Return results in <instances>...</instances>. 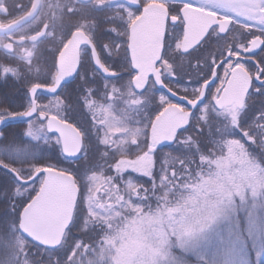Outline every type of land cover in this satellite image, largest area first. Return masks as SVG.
Masks as SVG:
<instances>
[{"label": "snow or ice", "instance_id": "6c2138e0", "mask_svg": "<svg viewBox=\"0 0 264 264\" xmlns=\"http://www.w3.org/2000/svg\"><path fill=\"white\" fill-rule=\"evenodd\" d=\"M82 2L87 5L84 22L74 28V38L61 27L46 75L39 68L33 75L31 51L16 56L28 65L23 103L11 108L0 102V125L27 123V139L0 130V170L14 189L9 218L0 217V231L7 233L0 245L6 259L0 264H28L19 259L28 238L36 242L33 247L45 246L41 251L48 259L39 264H156L169 230L190 232L211 219L220 198L264 186V172L245 145L230 138L242 132L264 150V107L258 119L245 122L249 101L255 95L264 97V0ZM99 15L110 25L103 41L96 34ZM232 25L256 28L250 33L254 38L245 43L248 37ZM213 37L215 51L207 52L203 67L197 58L195 76L190 77L197 83L203 80V86H174L180 75L176 58L182 63ZM85 62L93 80L126 79L119 88L113 84L111 93L135 106L134 116L106 124L120 136L110 142L112 132L105 131L98 140L102 152L83 124L69 122L71 117L62 114V82L68 78L83 81L81 95L88 107L94 106L95 92L80 73ZM20 77L18 67L0 63V81ZM158 89L164 91L157 100ZM41 91L55 94L54 114L51 99L41 102ZM185 126L196 128L200 138L205 129L211 136L216 126L219 139L210 143L218 151L205 154L200 138L181 132L188 131ZM93 134L99 136V131ZM40 142L51 151L40 149ZM165 142L181 151L163 156L161 162L158 146ZM95 153H100L99 160ZM125 173L145 179L126 178ZM181 189L189 194L171 203L172 193ZM153 200L157 207L150 210ZM73 230L93 238L77 242Z\"/></svg>", "mask_w": 264, "mask_h": 264}, {"label": "flooded vegetation", "instance_id": "af4514ba", "mask_svg": "<svg viewBox=\"0 0 264 264\" xmlns=\"http://www.w3.org/2000/svg\"><path fill=\"white\" fill-rule=\"evenodd\" d=\"M158 2V0H157ZM33 4V0H0V28L4 29L8 26H11L15 22H17L20 18L26 15L31 6ZM58 6V8L56 7ZM87 7V5L83 4L81 0H40V7L37 15L30 21L19 27L13 28L8 32H0V53L2 55H6V53H11V58H15L18 55H22L27 51H31L33 53V58H40L43 65L32 66L33 72L37 68L41 70V74L46 75L47 68L51 66L53 59V46L56 38H60L61 27L65 30L66 34H70L73 38L77 35V32L73 31L74 28L84 19L83 10ZM61 10V12H60ZM142 11V8L140 9ZM92 22V21H89ZM96 24V34L103 41L106 36V29L110 27L107 23L103 15H99L95 19ZM232 27L236 28L237 32L241 36H247L248 39L244 41L245 43H249L251 39L254 37L250 35V33H255L256 28H248V29H240L236 25H232ZM182 32V29H180ZM42 32V37L36 40L35 42H29V39L39 35ZM55 33V34H54ZM258 34V33H257ZM224 35V34H222ZM70 43V42H69ZM217 41L216 38L213 39L204 47L200 48L199 53H194L193 56H186V58L181 63V60L177 57V71L179 72V78L176 81L174 86L178 85H190L201 87L203 86V80H200L197 83L196 79L190 77L195 76V68L197 64V58L200 60V65L203 67L204 65V56L207 55V52L215 51V45ZM175 47V41L173 42V49ZM192 52V50H189ZM259 51V49H257ZM58 55V53H56ZM218 55V53H217ZM227 51L224 52V56L227 57ZM237 57L233 56V59ZM24 62V61H22ZM208 63H212V58L209 56ZM219 63V60H217ZM250 66L254 65L251 61L248 62ZM17 67V66H13ZM26 66H18L19 71L21 72V77L19 80L26 76L27 72ZM221 76L223 75V69H218ZM81 75H85L88 79L91 89L94 90L95 94L91 95V101L94 102L93 107H88L85 103L84 96L81 95V86L83 85V81L74 78H68L66 81L62 82L64 84V91L66 93L65 96H61L60 99L63 101V115L70 116L71 119L69 122H78L85 126L89 133V139L95 143V148L100 149L102 152L104 149V145L98 143V140L103 137L105 131H111L112 135L109 140H116L119 138L120 133L115 129H108L106 124L111 123L114 124L116 121L122 120L126 115H135L134 108L131 104V100L128 98H122L119 94H112L111 87L113 84L116 85L117 88L121 86V84L126 83V79L123 81L113 80L111 77L107 79H95L89 75L88 64L85 62L84 67L80 69ZM209 78L210 75H209ZM9 85L1 86L0 84V102H3L4 105L16 108L19 104L23 103V94L17 95V90L14 88V83L16 84V80L14 78H9ZM105 84H108V88L105 89ZM219 85V81H215V86ZM20 89V88H19ZM9 90V93H7ZM22 90V89H20ZM26 91V89H25ZM164 91L163 89H158L156 91V98L158 100V96L160 92ZM209 91L214 92L215 87L210 86ZM60 89H58V93ZM170 96V93H168ZM40 96L42 98L41 102L44 104L49 103V100H52V104L56 105L55 102V94H47L44 92H40ZM111 97V98H110ZM210 99V97H208ZM175 99V98H173ZM186 104L187 102L184 101ZM191 107V106H189ZM264 107V97H260L259 95H255L249 101V108L247 110V118L246 123H252L255 119L259 118L260 112L258 108ZM4 110V109H0ZM57 110V108H56ZM19 121L9 122L5 128V126H1L0 130H5L8 133L16 134L15 128L12 131H9L12 123H16ZM106 122V123H105ZM194 122V121H193ZM264 123V122H262ZM131 124V121H129ZM9 126V128H8ZM188 131L184 132L185 137L197 136V129L191 126H185ZM215 127V126H214ZM8 128V130H6ZM99 131V136L94 135L93 133ZM206 131L204 130V134ZM243 134L242 132H240ZM203 134V135H204ZM264 139V138H263ZM159 155L161 157V162L163 156L167 155L168 152L171 151L172 154H176L181 151L179 150V146L176 144L166 143L163 146H158ZM95 159H100V153H95ZM170 175H171V168ZM159 170V164H157V171ZM126 178L131 176V178L135 180H144L145 178L139 177L133 173H125ZM158 183V180H157ZM154 210V209H153Z\"/></svg>", "mask_w": 264, "mask_h": 264}, {"label": "trees", "instance_id": "16d2710c", "mask_svg": "<svg viewBox=\"0 0 264 264\" xmlns=\"http://www.w3.org/2000/svg\"><path fill=\"white\" fill-rule=\"evenodd\" d=\"M40 60L41 59L39 57L33 58L32 59V66L43 65V63ZM0 63H6L9 66H17V67L27 65L25 62H22L18 59H15V58H10L9 56L2 55L1 53H0ZM25 73L27 75V72H24V74ZM34 74H35V72H33V75ZM9 81L10 80L0 81V84H1V86H7V85H9ZM14 88L18 92V93H16L17 95L23 94L25 92V89H26L24 78H22L21 80H19V79L16 80V84L14 83ZM19 88L22 90H20ZM7 93H9V90H7ZM1 108L3 109V107H0V109ZM258 109L260 110V108H258ZM56 111H57L56 105L53 104L52 113L54 114ZM9 126H10L9 131H12V129H14V128H15V131H17V133L14 134V136L19 137V139H27V137H24V135H23V132L27 129V123L19 121L16 123H12ZM9 126H8V128H9ZM219 126H222V125H219ZM8 128L6 130H8ZM205 131H206V133L203 135V138H200L197 136V138L201 139L202 151L205 154H207L208 152L213 151V150L218 151V149H215L214 145L212 143H210L211 140H218L219 139V135H218V133H216V126L212 127L211 136H209L207 129H205ZM12 138H13V136L9 137L10 140ZM230 138L240 139L241 142L245 145L248 152L250 153V157L253 160V162L258 165V167L260 168V170L262 172H264V150H262L261 147L259 146V142L253 141L250 138L243 137V134H241L239 131L236 133V135L234 137H230ZM33 143H35V142H33ZM39 147L42 150L51 151V147L48 145H44L43 142H40ZM179 150H180V148H179ZM169 153H171V151L168 152V154ZM196 163L197 164L199 163V156L198 155L196 157ZM197 171H198V169H197ZM205 171L207 172V170H205ZM168 174L170 175V169L168 171ZM248 189H250V188H246V191H245V194H246V197H244L245 199L241 198V197L239 198L238 195L233 194L232 196L226 198V199L229 198L227 202L222 200V198L217 200L215 203V208H218V210H219L218 213H220L221 211H223V212L231 211V209L234 212H236L235 221L237 223V226L239 225L241 227V231L236 230L237 231V237L240 238L242 241L244 240L246 242L247 249L249 250V254H250V258H249V261L247 264H264V252L257 259L254 258V254H253L252 250L250 249L249 238L247 237L246 233L243 231L244 230V225H243V220H242L243 214H242V212H240V210L243 208L244 204H248V205L254 204V206L257 207V212L259 213V215L264 216V186H257L256 189L254 190L255 193L253 192V194H251L252 192L251 193L248 192ZM243 190H245V189H242L240 191L241 194H243L242 193ZM13 193H14V189L12 188L11 181L9 180L8 176H5L3 174V170H0V217L9 218V211H10L9 197L12 196ZM188 194L189 193L186 190H182V189L177 190L174 193H172L170 202L173 204L178 203V202H180V200H182ZM220 202H221V204H220ZM156 207H157V202H155V200H153L150 210H153V209L155 210ZM82 233H83V230H79V231L73 230L72 236L79 238L77 242H79L80 240H83L85 242H90V240L93 238L92 234H89V236H84V235H82ZM6 239H7V233L0 231V245H2L3 243H6ZM261 239H263V235H261ZM186 241L187 242L189 241V237ZM186 241L184 240V243H186ZM163 242H166L165 243L166 245L163 247L166 252L161 251V253L160 252L159 253L162 254V252H165L168 255V257L176 260L177 263L179 264V261L183 258L182 255H180L176 252H173L174 250L170 247V242H172L173 244L175 242L172 240L171 241H163ZM32 245H34V244L30 242L29 245L26 246L25 251L20 254L19 259L22 262L26 259L28 261V264H39L40 261H47V259H48L47 255L41 251V249H43V248L33 247ZM263 246H264V243H263ZM250 250H251V252H250ZM78 254H79V252H78ZM0 259H6V256L4 255L2 247H0ZM54 259H55V257H54Z\"/></svg>", "mask_w": 264, "mask_h": 264}, {"label": "rangeland", "instance_id": "374dc122", "mask_svg": "<svg viewBox=\"0 0 264 264\" xmlns=\"http://www.w3.org/2000/svg\"><path fill=\"white\" fill-rule=\"evenodd\" d=\"M56 7L58 8L57 5ZM245 191L246 188L242 191L243 194L239 193V198L246 197ZM248 192L255 193L251 188L248 189ZM226 198L223 197L222 200L227 202L229 198ZM249 205L244 204L240 212L243 214V231L249 238L250 249L254 254V258L257 259L264 252V216L259 215L254 204ZM218 211V208H215L210 220L190 232L169 230L164 241L172 240L175 242L174 244L170 242V247L174 250L173 252L182 255L183 258L179 261V264L248 263L250 254L246 242L237 237V231H241V227L237 226L235 221L236 212L232 209L220 213ZM261 235H263V239H261ZM188 237L189 241L187 242ZM184 240L186 243H184ZM165 243L161 244L160 253L165 251L163 248L166 245ZM165 252L159 253L156 264H178L176 260L168 257Z\"/></svg>", "mask_w": 264, "mask_h": 264}, {"label": "water", "instance_id": "95a60500", "mask_svg": "<svg viewBox=\"0 0 264 264\" xmlns=\"http://www.w3.org/2000/svg\"><path fill=\"white\" fill-rule=\"evenodd\" d=\"M39 7H40V0H33V4L31 6L29 12L26 15H24L22 18H20L17 22H15L14 24H12L11 26H8V27H6L4 29L0 28V32H8L9 30H11L13 28L19 27V26H21V25H23V24H25L27 22H30L37 15V13L39 11ZM41 37H42V32L39 35L30 38L29 39V42H35L36 40H38ZM41 92H43V91H41ZM44 93H47V92H44ZM9 122H13V121H9ZM1 126L2 125H0V127ZM166 143L167 142H165L164 144H166ZM164 144H162L160 146H163ZM28 239H29V241L31 243L36 244L35 241H31V238H28ZM39 247L44 248L45 246L40 245Z\"/></svg>", "mask_w": 264, "mask_h": 264}]
</instances>
